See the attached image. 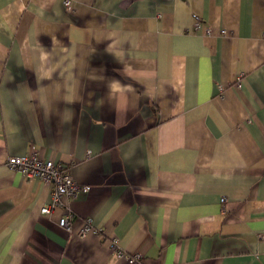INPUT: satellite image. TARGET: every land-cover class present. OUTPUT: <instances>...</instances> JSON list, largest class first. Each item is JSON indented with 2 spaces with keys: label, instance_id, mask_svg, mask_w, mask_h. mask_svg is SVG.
Returning <instances> with one entry per match:
<instances>
[{
  "label": "crops",
  "instance_id": "0c3cea01",
  "mask_svg": "<svg viewBox=\"0 0 264 264\" xmlns=\"http://www.w3.org/2000/svg\"><path fill=\"white\" fill-rule=\"evenodd\" d=\"M69 1L0 0V264H264V0Z\"/></svg>",
  "mask_w": 264,
  "mask_h": 264
},
{
  "label": "built area",
  "instance_id": "2783aa9c",
  "mask_svg": "<svg viewBox=\"0 0 264 264\" xmlns=\"http://www.w3.org/2000/svg\"><path fill=\"white\" fill-rule=\"evenodd\" d=\"M64 4L69 6L70 1L64 0ZM196 28L199 27V22H196ZM237 78V86H239V78ZM222 86H220V89ZM6 164L15 171L20 172L27 178H39L48 186H50V196L52 202L41 206L42 213H51L56 208L61 206L64 198H72L80 193H85L88 190L86 185L79 184L68 171L67 167L61 163H57L52 159L41 158L38 156V149L31 146L30 150L22 155H9ZM221 201H225L222 197ZM58 224L66 229H69V219L65 215H60ZM90 219L84 223L80 229V234H84L89 229ZM116 239L113 238L112 245L115 246ZM117 256H122L130 264H144L142 254L125 253L123 250L115 248Z\"/></svg>",
  "mask_w": 264,
  "mask_h": 264
}]
</instances>
